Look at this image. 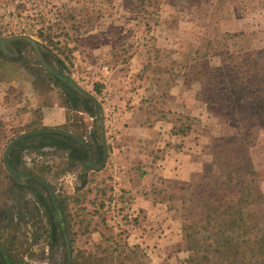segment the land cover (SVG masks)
Returning a JSON list of instances; mask_svg holds the SVG:
<instances>
[{
	"label": "rangeland",
	"instance_id": "1",
	"mask_svg": "<svg viewBox=\"0 0 264 264\" xmlns=\"http://www.w3.org/2000/svg\"><path fill=\"white\" fill-rule=\"evenodd\" d=\"M14 35L34 37L63 74L50 73L27 41H13V51L0 45V235L17 264H68L67 241L39 203L48 190L31 178L14 182L3 158L15 137L49 125L40 119L65 106L71 79L113 109L129 96V133L148 129L142 137L156 140L154 148L129 134L131 157L155 154L149 130L162 122L152 131L162 135L170 123L167 146H184L199 163L172 176L137 156L128 190L114 163L84 170L65 148L40 149V136L20 141V171L51 185L54 201H67L72 260L213 264L210 240L198 247L205 261L191 258L184 226L201 217L194 194L228 163L242 177L249 164L256 169L263 199L254 210L264 226V0H0V38ZM66 109L61 129L89 138L97 110Z\"/></svg>",
	"mask_w": 264,
	"mask_h": 264
},
{
	"label": "trees",
	"instance_id": "2",
	"mask_svg": "<svg viewBox=\"0 0 264 264\" xmlns=\"http://www.w3.org/2000/svg\"><path fill=\"white\" fill-rule=\"evenodd\" d=\"M15 41L21 42V40ZM54 77L59 79L57 76ZM96 88L100 91L98 86ZM64 92L66 97L64 103L67 107L84 109L96 116V108L89 105L90 102H93L91 98L75 89L74 86L64 88ZM79 101L83 106L78 105ZM95 122L96 126L92 133L95 134L96 140L103 147L101 122L97 118ZM39 136L43 142V146L39 147L40 149L44 146L66 148L69 141H75L73 137L55 132L34 134L24 140ZM20 143L18 142L10 153L11 165L19 170L21 161L16 150L21 145ZM246 158H249L247 153ZM256 178V169L253 165H248V170L242 177L237 165L228 163L227 167L218 171L214 178H211L205 186L194 194L198 200L195 209L201 217L198 220L185 223L184 226L185 238L192 252L191 258L193 260L199 262L206 260V257L199 252L198 247L203 241L210 240L213 264H264V226L261 225L255 214L256 210H254V205L263 199V195ZM12 179L14 182H18L13 177ZM39 203L45 209L47 216L50 212L53 215V219L49 221L51 228L55 230L59 228L64 234L60 215L65 227L69 228L66 199L57 197V200L54 201L51 196L40 195ZM55 216L58 218L55 219ZM12 227L13 220L9 224L2 225V228L7 232ZM10 234L9 236L12 237L13 235ZM0 242L8 255V261H6L0 252L3 263L17 264L20 262L2 235H0ZM79 256H74L72 264H92L89 256H81L83 258H79Z\"/></svg>",
	"mask_w": 264,
	"mask_h": 264
},
{
	"label": "crops",
	"instance_id": "3",
	"mask_svg": "<svg viewBox=\"0 0 264 264\" xmlns=\"http://www.w3.org/2000/svg\"><path fill=\"white\" fill-rule=\"evenodd\" d=\"M113 93H114V95L111 99L112 100L116 99L115 103H117V101H118L117 99L120 98L119 96H120L121 92L114 91ZM109 97L110 96L105 97V99L109 100ZM178 102H180V101L178 100ZM127 103H129V96H127L123 100V102L118 103V106H116L115 109H113L111 106H106L103 103H100L101 104V112L103 115L102 118H103V122L105 124V131H106V134H104V132H102V141H103V146H105V148L108 149L107 157H106L105 162L103 163L104 166H103L102 170H104V168H107L108 166H111V164L114 163L116 174L119 175V178L121 180L124 178V180L121 181V184L124 185L125 188L129 190V174H132V172H133L132 168H134L133 167L134 163L131 162L130 160L131 159L133 160V158H136L137 156H139V157H137L138 159L143 158L144 161L148 162L147 165L149 166L150 170H154L157 172L161 171L163 174L167 173L168 175H172V176L173 175L176 176L175 174L183 173L186 171V169L187 170L193 169L189 173V174H191L194 170H196L198 168L199 163L196 160L195 161L192 160L193 153L191 150L189 152H186L185 147L182 146L181 148L184 150L182 152V151H179L178 149H176V146H174V147H172V145L167 146V143L169 142L168 139L171 138L170 123H168L167 127L159 129L163 132L162 135L157 136L158 131H152L153 129L157 130L159 125L160 126L162 125V122H158L157 126L151 128L149 130V132L153 133L152 137L156 136L158 138L157 148H159V149L155 150V154H151V155H146V154L144 155L143 154L142 155L140 153H137V155L131 157V151H129V140H130L129 134L132 133V137H134V135H135L136 138H138V139H135L136 141L138 140L139 142L141 141V142H144L146 144L148 143V145L153 146V147L155 146L154 142L156 140L145 139L144 137H142L144 134H146L148 132V129L140 128L141 130H139L137 133H135V132L129 133V109L126 108ZM67 108L69 109V107H67ZM81 110L86 111L84 109H81ZM66 111H67V109H66V104H65V106L61 105V106L53 107V108H51L50 112H47L45 114L43 113L45 115V117L43 116V119H40L41 123L42 122H43V124L49 123L48 126H43V127L44 128H56V129L62 130L61 127H63L65 125V123H67V120H68ZM29 112H31V111H29ZM108 112L110 114L106 118V116L108 115ZM109 117H110V119H109ZM32 121L33 120L31 117V122ZM99 121L102 122L101 120H99ZM138 125H140V124L138 123ZM131 129L135 130V129H139V128H135L133 126L132 128H130V130ZM32 130H34V129H32ZM70 135H71L70 137H75V135L73 133H70ZM109 135H111L112 137H110ZM146 135L149 136V134H146ZM67 136H69V135H67ZM175 140H177V139H175ZM180 142L182 143V141H180ZM173 144H175V143H173ZM152 165L158 166V167L155 169H151ZM136 168L137 167H135V171H136ZM135 171H134V173H135ZM182 178H185V177H182ZM121 184H120V186H121ZM137 198L140 199V197H137ZM152 203L155 204V202H153V201H152Z\"/></svg>",
	"mask_w": 264,
	"mask_h": 264
},
{
	"label": "water",
	"instance_id": "4",
	"mask_svg": "<svg viewBox=\"0 0 264 264\" xmlns=\"http://www.w3.org/2000/svg\"><path fill=\"white\" fill-rule=\"evenodd\" d=\"M15 40H24V41H27L28 43H30V45L33 47L34 51L36 52L39 60L41 61L42 65L52 74H55V75H63L61 72H59L58 70H56L54 67H52L46 60H45V57L40 49V46H39V43L38 41L32 37V36H29V35H14V36H10V37H1L0 38V44H4L5 47L7 49H9L10 51H13L11 49V42L12 41H15ZM71 81V84L75 87V89H77L78 91H80L81 93H83L84 95H86L87 97L91 98L95 104H96V110L98 112V116L97 118L99 120L102 121V125H103V115H102V112H101V104L100 102L89 92L87 91L86 89H84L82 86H80L78 83H76L75 81H73L72 79L70 80ZM47 132H55V133H62V134H65V135H70L69 132L65 131V130H60V129H56V128H39V129H34V130H30V131H27L25 133H22L21 135L15 137L12 141H10V143L8 144L6 150H5V153H4V158H3V162H4V166L6 168V170L17 180H21L22 178H31V179H34V180H37L39 181L41 184H43L46 189L48 190L52 200H55V192L53 190V188L51 187V185H49L45 180L41 179L40 177L38 176H35V175H31V174H28V173H25V172H22L18 169H16L15 167H13L10 163V153H11V150L13 149V147L20 141H22L23 139L31 136V135H34V134H38V133H47ZM104 164H102L101 166H95L93 163H92V167H94V169H101L103 168ZM91 167V166H90ZM60 219H61V223H62V226H63V229H64V236H65V239L67 241V244H68V250H69V258H68V264H72V247H71V241L69 239V235L67 233V230L65 228V224L63 222V219L61 218V215H60ZM0 252L2 254V256L4 257V259L6 261H8V255H7V252L3 246V244L0 242Z\"/></svg>",
	"mask_w": 264,
	"mask_h": 264
},
{
	"label": "flooded vegetation",
	"instance_id": "5",
	"mask_svg": "<svg viewBox=\"0 0 264 264\" xmlns=\"http://www.w3.org/2000/svg\"><path fill=\"white\" fill-rule=\"evenodd\" d=\"M13 41L11 42L12 45ZM2 47L4 44H0ZM93 132V131H92ZM89 135V138L75 135L74 142L69 141L65 149L69 150V160L72 165H80L84 170H93L92 163L95 166H101L107 157L108 149L102 146L95 138V134ZM101 162V164H99ZM91 166V167H90ZM96 170V169H95Z\"/></svg>",
	"mask_w": 264,
	"mask_h": 264
}]
</instances>
